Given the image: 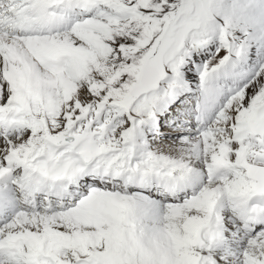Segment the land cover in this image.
<instances>
[{
	"label": "snow or ice",
	"instance_id": "snow-or-ice-1",
	"mask_svg": "<svg viewBox=\"0 0 264 264\" xmlns=\"http://www.w3.org/2000/svg\"><path fill=\"white\" fill-rule=\"evenodd\" d=\"M0 264H264V0H0Z\"/></svg>",
	"mask_w": 264,
	"mask_h": 264
}]
</instances>
